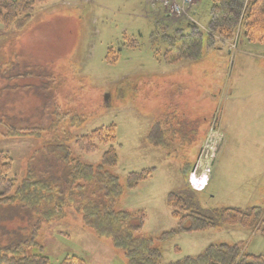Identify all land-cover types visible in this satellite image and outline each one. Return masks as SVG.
<instances>
[{
    "label": "rangeland",
    "instance_id": "1",
    "mask_svg": "<svg viewBox=\"0 0 264 264\" xmlns=\"http://www.w3.org/2000/svg\"><path fill=\"white\" fill-rule=\"evenodd\" d=\"M151 2L49 0L36 5L23 29L0 26V149L12 157L17 175L39 169L38 160L41 171L58 175L66 166L64 149L96 164L105 147L83 152L74 139L112 123L120 179L152 169L136 188L124 189L118 204L143 211L142 233L155 238L164 261L219 242L262 254L259 230L215 222L189 232L178 227L165 200L188 182L194 167L207 164L210 181L197 193L199 210L211 215L213 208L255 206L262 209L264 226V42L240 36L228 47L208 43L204 35L199 60L166 63L155 39L168 25L164 7ZM210 6V0H196L187 12L168 18L181 26L192 19L206 34ZM125 36L136 44L125 46ZM110 47L114 62V50L106 60ZM163 120L166 145L153 147L146 136ZM9 126L37 128L40 136H11ZM78 216L69 209L63 219L37 228V242L52 262L78 254L87 264H124L81 228Z\"/></svg>",
    "mask_w": 264,
    "mask_h": 264
},
{
    "label": "trees",
    "instance_id": "2",
    "mask_svg": "<svg viewBox=\"0 0 264 264\" xmlns=\"http://www.w3.org/2000/svg\"><path fill=\"white\" fill-rule=\"evenodd\" d=\"M48 1L0 0V26L5 30L23 29L31 21L36 5ZM210 2L206 34L191 19L182 21L184 26L181 22L172 23L168 18L170 14L164 11L169 26L157 30L159 36L155 39L162 45L166 63L199 60L204 35L208 43L218 41L223 45L236 42L240 36L248 41L264 42V0ZM157 5L160 4L155 7ZM124 38L125 46L136 44L135 39ZM112 53L113 62L116 60V50L110 47L107 61ZM164 124L165 120L156 121L151 126L146 136L151 146L166 145ZM8 129L11 136H40L37 128L18 131L9 126ZM74 142L83 152L98 146L105 150L96 164H86L70 157L68 149H64L67 153L61 158L66 166L58 175L50 170L41 171L40 160L36 162L39 169L30 168L25 174L17 175L12 172V157L0 149V264H87L78 254L65 255L58 262H52L43 245L37 242V228L43 223L63 219L69 209L79 215L81 228L89 231L97 241L108 244L124 264H264V253L252 254L237 244L224 242L209 244L196 255L164 261L161 248L154 244L155 238L142 233L143 211L129 210L118 204L124 189L136 188L151 177L152 169L130 171L120 179L115 172L119 159L116 129L112 123L78 135ZM202 191L192 189L186 179L185 185L167 195L166 205L178 227L189 232L202 231L217 222L227 227L257 229L264 234L261 208H213L212 214L206 215L197 207V193ZM164 237L162 234L159 238Z\"/></svg>",
    "mask_w": 264,
    "mask_h": 264
},
{
    "label": "built area",
    "instance_id": "3",
    "mask_svg": "<svg viewBox=\"0 0 264 264\" xmlns=\"http://www.w3.org/2000/svg\"><path fill=\"white\" fill-rule=\"evenodd\" d=\"M153 3H159L170 14H181L187 10L185 8H189L191 6L193 0H153Z\"/></svg>",
    "mask_w": 264,
    "mask_h": 264
},
{
    "label": "crops",
    "instance_id": "4",
    "mask_svg": "<svg viewBox=\"0 0 264 264\" xmlns=\"http://www.w3.org/2000/svg\"><path fill=\"white\" fill-rule=\"evenodd\" d=\"M195 1H196V0H195ZM195 4H196V2H195ZM191 22H193L192 19H191ZM208 176H209V175H208ZM209 181H210V180H209ZM202 182H203V181H202ZM208 184H209V182H208Z\"/></svg>",
    "mask_w": 264,
    "mask_h": 264
}]
</instances>
